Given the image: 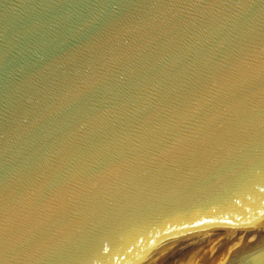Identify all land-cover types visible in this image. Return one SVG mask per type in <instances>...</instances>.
<instances>
[{
  "label": "water",
  "instance_id": "obj_1",
  "mask_svg": "<svg viewBox=\"0 0 264 264\" xmlns=\"http://www.w3.org/2000/svg\"><path fill=\"white\" fill-rule=\"evenodd\" d=\"M263 223L264 0H0V264Z\"/></svg>",
  "mask_w": 264,
  "mask_h": 264
},
{
  "label": "rangeland",
  "instance_id": "obj_2",
  "mask_svg": "<svg viewBox=\"0 0 264 264\" xmlns=\"http://www.w3.org/2000/svg\"><path fill=\"white\" fill-rule=\"evenodd\" d=\"M242 226L244 227L245 225L231 227L230 229H227V230L215 229L212 231H208L207 233H204L201 236H197L194 239H191V240L186 241L184 243L178 244V245L174 246L173 248L163 252L159 256H156L155 260L153 259V262H155L154 264H156L160 261V259L162 260L169 255H173L176 253L180 254L181 250L183 251L184 249H188L189 245L192 246L198 241V243H202V242L204 243V244L202 243L200 251H202V249H204L205 247H210V249H209L210 254L209 255L212 258H214V257L216 258L215 262L212 264H226L230 260V258L243 247V244L245 246L250 240H252L253 238H255L256 236L259 235V233L255 234V235L253 234L252 236H250L248 238L240 239L241 243H240V241L238 242V239H239V233L238 232ZM198 243H196V244H198ZM229 243H230V245H229ZM225 244L228 246H226ZM221 247H223V248L226 247L227 249L225 248L223 250ZM182 253L183 252H181V254H180L181 256H183L185 254V253H183V254ZM197 259L198 258L193 260L192 264H202Z\"/></svg>",
  "mask_w": 264,
  "mask_h": 264
},
{
  "label": "bare ground",
  "instance_id": "obj_3",
  "mask_svg": "<svg viewBox=\"0 0 264 264\" xmlns=\"http://www.w3.org/2000/svg\"><path fill=\"white\" fill-rule=\"evenodd\" d=\"M238 228V227H237ZM264 232V223L263 224H260V225H245L244 227L242 226L240 229H239V239H238V242L240 241V239L242 238H248L250 236H252L253 234H261ZM212 233V232H211ZM211 235V234H210ZM214 235V234H213ZM209 236V235H208ZM207 238V237H206ZM208 240V239H207ZM200 241V240H199ZM237 242V243H238ZM189 243V242H188ZM198 243V241L196 242ZM194 244L192 246L189 245L188 249H184L183 251L181 250V252L185 253L183 256H181V252L180 254H177L176 253V256L175 258L173 259V261L171 262V264H192V261L195 260L196 258H198L197 260H199L200 263L202 264H212L215 262L216 258H212L209 254V249L210 247H205L204 249H202V251H200L201 249V245L202 243H198V244ZM228 243V242H227ZM226 243V244H227ZM241 243V241H240ZM204 244V243H203ZM225 244V245H226ZM246 244V243H245ZM230 245V243H229ZM228 246V245H226ZM244 246V244H243ZM223 250L226 248H223L221 247ZM220 248V249H221ZM171 249V248H170ZM219 249V250H220ZM227 249V248H226ZM167 251V250H166ZM221 251V250H220ZM175 253V252H174ZM182 253V254H183ZM162 254V253H161ZM170 254V253H169ZM228 255V254H227ZM226 255V256H227ZM159 256V255H158ZM224 256V255H223ZM156 258V257H155ZM232 258V257H231ZM230 258V260H231ZM155 260V259H154ZM161 260V259H160ZM229 260V261H230ZM228 261V262H229ZM227 262V263H228ZM155 262L151 261L149 264H154ZM226 263V264H227Z\"/></svg>",
  "mask_w": 264,
  "mask_h": 264
}]
</instances>
